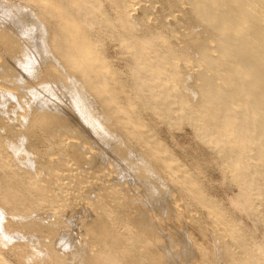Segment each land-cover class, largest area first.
<instances>
[{"label": "bare ground", "instance_id": "6f19581e", "mask_svg": "<svg viewBox=\"0 0 264 264\" xmlns=\"http://www.w3.org/2000/svg\"><path fill=\"white\" fill-rule=\"evenodd\" d=\"M0 264H264V0H0Z\"/></svg>", "mask_w": 264, "mask_h": 264}, {"label": "rangeland", "instance_id": "374dc122", "mask_svg": "<svg viewBox=\"0 0 264 264\" xmlns=\"http://www.w3.org/2000/svg\"><path fill=\"white\" fill-rule=\"evenodd\" d=\"M110 46V48H109V50H110V53L112 54V55H115V49H114V47H113V45L112 44H109ZM163 130H164V134L165 135H167V129H166V127H164L163 128ZM186 130H188V131H185V132H181V133H179V135H180V138L182 139V141L184 142H186V143H191L190 142V140L191 141H193L192 140V136H191V133H190V128H188V129H186ZM184 133V134H183ZM189 134V135H188ZM191 136V137H190ZM187 141H189V142H187ZM212 174H213V177L214 178H219V173L218 172H216V171H212Z\"/></svg>", "mask_w": 264, "mask_h": 264}]
</instances>
